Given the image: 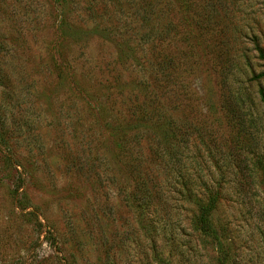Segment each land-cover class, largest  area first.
<instances>
[{"label": "rangeland", "instance_id": "374dc122", "mask_svg": "<svg viewBox=\"0 0 264 264\" xmlns=\"http://www.w3.org/2000/svg\"><path fill=\"white\" fill-rule=\"evenodd\" d=\"M260 49L264 0H0V264H264Z\"/></svg>", "mask_w": 264, "mask_h": 264}, {"label": "trees", "instance_id": "16d2710c", "mask_svg": "<svg viewBox=\"0 0 264 264\" xmlns=\"http://www.w3.org/2000/svg\"><path fill=\"white\" fill-rule=\"evenodd\" d=\"M146 6L149 8L148 12L146 11V14L144 17H142V22L146 23L147 21L149 22V24L146 25H152L155 23V19L152 21H149L150 19V15H151V11L153 10V6H151V4L145 2ZM153 27L150 28V30H152ZM148 33H152L151 31H148ZM149 38V37H148ZM260 56L264 57V50H259ZM149 78V77H148ZM147 79V78H146ZM145 84L146 87L148 88L149 86V81L145 80ZM260 95H261V99L264 100V92L263 89L260 90ZM144 100V99H143ZM144 103H146L145 107ZM143 104H135L134 106H132V111L131 114L134 116L132 117V120L135 122H138L136 128L141 127L139 124L141 125H145L146 128H149L150 126L152 127H160V123L162 121H164L167 124V127L169 129V131L171 132V135L174 137L173 140H170V142H178V138H180V140L184 141L182 138L188 134V132H190V130L195 131L199 136H203V134L206 132L203 131L202 125H197V124H190L188 126L182 124V121L179 120V124H177V118L179 119L178 116L174 115L175 117L171 116V114H169V112H165L164 110H162L158 104V99H156L154 96H150L149 99L144 100ZM148 108V110H147ZM177 117V118H176ZM209 134V132H208ZM134 142H138V141H134ZM121 149V147H120ZM122 151V149H121ZM169 157H173L175 158V155L169 154ZM137 191H142L143 189V184L140 183V185H138L136 187ZM209 193H211L209 191ZM206 197V198H205ZM215 200V197L212 195H206L202 197H199L198 203H197V213L195 214L194 217V223L197 224L198 229L204 231V232H214L215 230L213 228L212 222H211V208H212V204Z\"/></svg>", "mask_w": 264, "mask_h": 264}]
</instances>
